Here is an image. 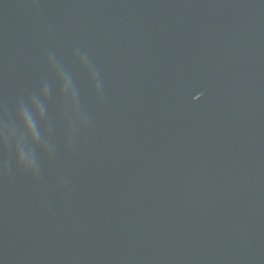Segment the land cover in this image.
I'll use <instances>...</instances> for the list:
<instances>
[{"label":"water","instance_id":"95a60500","mask_svg":"<svg viewBox=\"0 0 264 264\" xmlns=\"http://www.w3.org/2000/svg\"><path fill=\"white\" fill-rule=\"evenodd\" d=\"M0 264H264V0H0Z\"/></svg>","mask_w":264,"mask_h":264}]
</instances>
